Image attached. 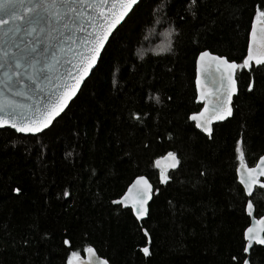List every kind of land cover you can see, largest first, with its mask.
Instances as JSON below:
<instances>
[{
  "label": "trees",
  "instance_id": "16d2710c",
  "mask_svg": "<svg viewBox=\"0 0 264 264\" xmlns=\"http://www.w3.org/2000/svg\"><path fill=\"white\" fill-rule=\"evenodd\" d=\"M262 5L141 0L48 130L0 129V264H68L86 247L109 264H264V245L243 253L251 218L237 176L264 152V68L251 73L252 91L249 73L237 70L233 117L216 124L211 138L189 119L202 107L196 55L207 49L240 63L254 6ZM168 152L180 163L161 184L155 161ZM141 175L154 189L139 222L113 201ZM251 198L255 216L264 217V190Z\"/></svg>",
  "mask_w": 264,
  "mask_h": 264
},
{
  "label": "snow or ice",
  "instance_id": "6c2138e0",
  "mask_svg": "<svg viewBox=\"0 0 264 264\" xmlns=\"http://www.w3.org/2000/svg\"><path fill=\"white\" fill-rule=\"evenodd\" d=\"M195 3L196 0H191V5ZM134 6H138V0H0V128L8 126L17 133L32 136L48 130L77 95L85 77L103 59L107 44L115 36L114 30L118 31L117 26L126 21ZM262 9L264 5L254 6L246 54L240 63L214 55L207 49L199 51L195 57V99L202 102L203 107L189 119L209 136L213 133L209 125L214 120L223 121L233 114L231 102L237 92V70L249 73L247 88L252 91L251 73L264 68V27L257 31V18H261L260 23L264 25ZM171 31L169 29V34ZM171 50L169 42L164 51ZM202 74L212 88L201 83ZM155 99L159 102V97ZM134 118L139 120L138 116ZM234 151L240 154L238 159L242 161L240 140L236 141ZM167 155L173 158L171 167L176 168L180 163L177 154L168 152ZM259 159L264 161V156ZM244 172L240 180L247 197L243 211L251 217L253 185L259 183L257 175L264 177V168L257 173L256 168L245 166ZM136 180L139 182L136 191L133 193L130 187L113 203L130 205L132 213L140 220L149 214L148 202L153 189L145 177L139 176ZM169 180V176L161 173V184ZM259 188L264 189V183L259 184ZM64 195L69 193L65 191ZM260 220L264 222V217ZM261 232L264 228L253 226L244 230L243 253H249V246L253 244L264 245ZM144 234L147 236L146 231ZM63 243L68 245L69 241L65 239ZM84 251L95 255L91 247ZM143 252L148 255L149 248L144 247ZM74 257L78 259L77 252L69 255L68 264H74ZM100 264H108V261ZM242 264H249V260L244 259Z\"/></svg>",
  "mask_w": 264,
  "mask_h": 264
},
{
  "label": "water",
  "instance_id": "95a60500",
  "mask_svg": "<svg viewBox=\"0 0 264 264\" xmlns=\"http://www.w3.org/2000/svg\"><path fill=\"white\" fill-rule=\"evenodd\" d=\"M140 1H141V0H138V3H139ZM134 8H135V6H134ZM126 18H127V17H126ZM123 22H124V21H122L121 24H122ZM119 26H120V25H118L117 28H118ZM261 27H264V25H261V23H260V19H257V31H259ZM114 32H115V30H114ZM254 47H255V45H254ZM208 51H210V50H208ZM210 52H211V51H210ZM211 53H213V52H211ZM213 54H214V55H219V54H216V53H213ZM225 57H226V56H225ZM226 58H227V57H226ZM95 68H96V66L94 67V69H95ZM94 69H93V70H94ZM93 70L90 71L89 76L92 74ZM236 74H237V72L235 73V79H236ZM89 76L85 77V80L81 83V87H80V89L82 88L83 84L85 83V81L87 80V78H88ZM201 83H202V84H207V86H208L209 88H212V87H213V85H212L211 83H208V82L206 81V79H205V77H204L203 74L201 75ZM195 86H196V84H195ZM80 89H78V91H77V95H78V93L80 92ZM237 94H238V85H237V92L234 93L233 96H232L231 107H232V113H233V114H234L233 101H234V98H235V96H236ZM77 95H76V96H77ZM76 96L73 97L71 101H69L68 105H67L66 108H65V111H66V109L68 108V106L70 105V103L76 98ZM20 99H23V98H20ZM196 102L199 103V104H201L202 107H203L202 102H198V101H196ZM65 111H64V112H65ZM64 112H63V113H64ZM63 113H61V115H62ZM233 114H232V116L227 117V118H226L225 120H223V121H215V120H214V121L212 122V124L209 125V126L212 127L213 130H214V126H215L216 124L223 123V122L229 120L230 118L233 117ZM61 115H60V116H61ZM60 116H59V117H60ZM190 116H191V115H190ZM59 117H58V118H59ZM190 121L193 122L194 125H195V127H196V122L193 121V120H191V119H190ZM50 127H51V126H50ZM4 128L12 129V128L8 127V126H5ZM4 128H0V129H4ZM196 128H197V127H196ZM12 130H14V129H12ZM197 130H199L200 132H202L203 134H205L206 136H208V137H210V138H211V136H212V134H213V133H212L211 136H209V134L205 133V132L202 130V128H197ZM14 131H15V130H14ZM19 134H21V133H19ZM23 135H24V134H23ZM261 156H264V152H263V154H262ZM259 158H260V157H259ZM177 159H179L178 156H177ZM173 163H174L173 158H172V157H169L168 155H165V156L160 157L159 159H157V160L155 161V167H156L160 172H162V173H167V172H170V171H172V170L178 168L179 165H178L176 168H172L171 165H172ZM258 165H259V167H257ZM245 166L248 167V168H256V169H257V173H258L259 170H260V168H264V161H261L260 159H258L257 163H256L255 165H253V166H249V165H247V164H245V163H242V164L238 167V168L240 169V172H237V176H238V180H239V182H240V180H241L242 178H244V176H245V172H244V167H245ZM141 176L145 177V179H146V180L152 185V189H154V185H153V183L150 181V179H149L147 176H145V175H141ZM138 177H139V176H138ZM257 180H258L259 183H258L257 185H253V194H254V192H255V189H256L257 187H259V184L264 183V177H261V176L257 175ZM138 185H139V182H138V181L136 180V178H135V179L133 180V182L128 186V188H127V190H126L125 192H127V191L129 190V188L131 187V188H132V192L134 193V192L136 191V188L138 187ZM242 186H243V185H242ZM263 190H264V189H263ZM123 195H124V194H123ZM152 199H153V195H152V198H151V199L149 200V202H148V207L150 206V203L152 202ZM119 200H120V198H119L117 201H119ZM122 206H123V207H126V208H131L130 205H122ZM134 216H135V215H134ZM147 217H148V216H146V217H144V218H142V219H140V220H138V221L141 222V221L145 220ZM135 218H136V217H135ZM250 218H251V223H250V225H249L248 227L253 226V227H256V228H264V222H261L260 218H257V217L255 216V212H254V210H253V216H251ZM248 227H247V228H248ZM260 235H261V236H264V232H261ZM255 245H256V244H253V245L249 246V253H246L247 256L250 255V253H251V249H252ZM259 246H260V245H259ZM91 248L94 249V252H95V255H94V256H93L91 253H87V252H85V254H84L83 256H78V259H77L76 257L73 258L74 264H89L90 261H95V264H100L101 261L106 260L105 258L101 257V256L97 253V251H96V249H95L94 247H91ZM108 264H109V262H108Z\"/></svg>",
  "mask_w": 264,
  "mask_h": 264
}]
</instances>
